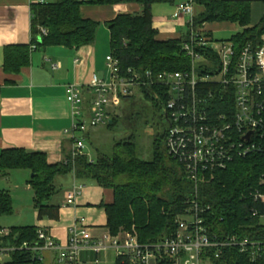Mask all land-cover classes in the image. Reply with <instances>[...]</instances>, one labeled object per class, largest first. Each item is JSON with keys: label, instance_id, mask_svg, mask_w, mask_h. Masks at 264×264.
Here are the masks:
<instances>
[{"label": "trees", "instance_id": "trees-1", "mask_svg": "<svg viewBox=\"0 0 264 264\" xmlns=\"http://www.w3.org/2000/svg\"><path fill=\"white\" fill-rule=\"evenodd\" d=\"M255 0H194L195 23H235L243 27L228 40L238 47L249 42L260 43L264 33V18L250 27L252 3ZM264 4V0H258ZM138 3L140 13H123L107 22L111 36V53L122 67H136L155 72L179 71L190 61L182 52V39L160 40L153 26L152 8L156 4H171L177 0H53L33 3L32 44L38 46H65L78 49L94 43L100 22L82 15L83 5H115ZM41 28L48 32L42 34ZM30 45H15L6 48V69L19 71L30 64ZM209 86V85H208ZM200 86V88H208ZM159 86L143 89V98L154 107L158 132L153 137V156L142 158L138 150V136L131 134L116 141L109 153L98 151L96 159L83 152L57 164H49L43 153H30L25 149L8 148L0 153V176L15 169L32 171L30 186L34 193V207L39 219L59 218V206L53 197L62 189L55 183L60 175L74 173L82 182L94 180L100 186L114 190V202L104 205L107 213V228L112 235L121 231H133L142 243L155 242L175 232L176 219L183 212L186 199L192 194L194 185L186 177L182 164L166 149V134L169 123L164 117L166 98ZM135 97V96H134ZM133 98V97H129ZM128 99V98H125ZM229 110V104H220L215 112ZM119 115L112 116L114 126ZM210 178V175L208 176ZM264 154H251L232 161L225 169L217 170L208 183L200 185L201 201L212 207L220 233H230L246 238L250 242L264 240V229L254 216L253 209L264 211V205L241 198L242 193L256 188L264 191ZM245 199V200H244ZM13 212L11 196L0 193V215ZM256 227H253V226ZM1 229V228H0ZM37 226L12 228L16 243H33L38 240ZM122 229V230H121ZM8 242L4 239L3 244ZM39 255L21 251L13 255L16 264H40ZM117 264H129L118 258ZM159 264H172L164 258ZM213 264H264V251L254 254L251 249L241 252L239 248L226 249Z\"/></svg>", "mask_w": 264, "mask_h": 264}, {"label": "built area", "instance_id": "built-area-1", "mask_svg": "<svg viewBox=\"0 0 264 264\" xmlns=\"http://www.w3.org/2000/svg\"><path fill=\"white\" fill-rule=\"evenodd\" d=\"M174 18L183 19L186 28L181 37L182 52L190 61L186 68L162 72L124 68L110 53L106 57L109 79L94 75L91 80L89 112L78 85L68 86L67 100L73 107L72 153L76 156L86 148V132L106 125L120 101L143 95L145 88L163 89L164 117L169 123L166 149L182 164L194 185L176 219L175 232L149 243H142L135 229L98 239L81 219L70 229L66 244L54 240L47 229L39 228L37 241L17 245V236L11 229H0V261L21 251L40 254L51 250L57 252L60 263L89 264L82 259L83 251L99 254L113 249L129 264H159L164 258L172 264H213L228 248L237 247L241 252L251 249L258 255L264 251V240L250 242L235 234L220 233L218 224L211 219L215 212L201 201L199 190L217 170L225 169L235 159L264 154V33L257 45L249 42L238 47L233 40H216L207 23L196 25L194 0L178 3ZM41 32L46 35L48 31L41 28ZM225 103L229 110L215 112L218 105ZM81 189L82 185H74L67 192L68 204L76 201ZM241 198L264 205V191L260 188L242 193ZM253 213L264 229V211L253 209ZM4 239H8L5 244Z\"/></svg>", "mask_w": 264, "mask_h": 264}, {"label": "crops", "instance_id": "crops-1", "mask_svg": "<svg viewBox=\"0 0 264 264\" xmlns=\"http://www.w3.org/2000/svg\"><path fill=\"white\" fill-rule=\"evenodd\" d=\"M39 1L53 0H0V153L8 148H20L30 153H43L49 164H57L64 162L73 149V107L67 100L68 86L74 84L83 89L84 107L89 112L92 94L88 89L93 76L109 79L106 57L111 53V36L107 22L119 14L140 13L142 6L138 3L83 5L82 15L100 22V26L94 43L71 49L32 44L31 6ZM175 11L168 17L153 15V26L159 32L160 40L184 36V20L174 18ZM164 23H174L182 29H167ZM15 45L31 46L30 64L16 72L6 69L5 53L8 46ZM98 128H91L84 135L86 147L89 143L95 145L93 138L98 136ZM93 150L97 157L98 150L95 147ZM18 170L22 173H17ZM31 177L29 169H15L0 176V193H8L13 205L12 213L0 215L1 229L37 226L47 229L57 242L66 244L72 224L83 219L95 238L111 234L104 205L114 202L113 189L87 186L84 182L80 195L71 204L60 190L53 197V203L59 206V218L39 219L29 182ZM59 177L61 175L55 183L62 189ZM74 185L79 184L74 182ZM25 201L33 203L32 213L28 216L30 206L24 205ZM113 254L117 261L119 257L113 249L99 254L88 250L81 255L89 264H109ZM38 255L40 264H63L58 261L55 251L46 250ZM10 263H14L10 255L0 261V264Z\"/></svg>", "mask_w": 264, "mask_h": 264}, {"label": "rangeland", "instance_id": "rangeland-1", "mask_svg": "<svg viewBox=\"0 0 264 264\" xmlns=\"http://www.w3.org/2000/svg\"><path fill=\"white\" fill-rule=\"evenodd\" d=\"M182 0H177V3ZM157 8V11H153ZM175 6L171 4H156L153 6L152 11L154 16L158 17H168L175 11ZM264 18V4L258 0L253 1L251 14H250V27H254L258 25L261 20ZM164 26L167 29H175L180 31L182 28L174 23H164ZM212 30L214 38L216 40H228L232 37V35L237 34L238 32L243 31V27L235 23L229 22H219L215 24H207V28ZM143 95H137L133 98L123 99L120 101V105L116 109V113L119 117L116 119V123L114 126H100L97 130L98 136L94 137L95 145L89 143L84 149V152L89 156L90 159L96 157L93 147L98 151L109 153L112 151L114 143L116 141H120L122 138L130 136L131 134H137L138 136V150L143 159L150 160L153 156V137L155 133L158 132V128L156 125L158 123V119L155 116V109L151 103L147 102V99L143 98ZM115 116V114L113 115ZM78 136H81L80 133ZM93 146V147H92ZM72 156L74 157L73 153ZM17 173H22L21 170H18ZM15 177V176H14ZM72 178V179H71ZM74 173H68L65 175H61L59 177V182L62 183V193L63 195L73 188L74 182L77 184L84 185V182L77 180H73ZM73 182H72V181ZM87 186H100L94 180H89L86 182ZM101 187V186H100ZM22 190H19V192ZM24 205L30 208L28 209V213L26 216L31 215L33 203L32 201L27 204V201L24 202ZM98 209V208H97ZM83 217V216H79ZM75 223L72 224V227ZM71 227V228H72ZM122 230V229H121ZM115 255L113 254L110 259L109 264H117L116 258L114 260ZM9 261V259H7ZM16 264V263H10Z\"/></svg>", "mask_w": 264, "mask_h": 264}, {"label": "water", "instance_id": "water-1", "mask_svg": "<svg viewBox=\"0 0 264 264\" xmlns=\"http://www.w3.org/2000/svg\"><path fill=\"white\" fill-rule=\"evenodd\" d=\"M109 122L112 123V120H110Z\"/></svg>", "mask_w": 264, "mask_h": 264}]
</instances>
